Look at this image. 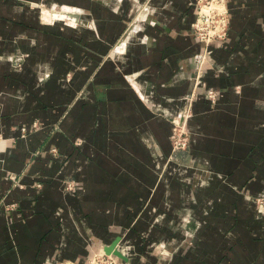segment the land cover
<instances>
[{
	"label": "crops",
	"instance_id": "0c3cea01",
	"mask_svg": "<svg viewBox=\"0 0 264 264\" xmlns=\"http://www.w3.org/2000/svg\"><path fill=\"white\" fill-rule=\"evenodd\" d=\"M141 2L0 0V264H264V0Z\"/></svg>",
	"mask_w": 264,
	"mask_h": 264
},
{
	"label": "built area",
	"instance_id": "2783aa9c",
	"mask_svg": "<svg viewBox=\"0 0 264 264\" xmlns=\"http://www.w3.org/2000/svg\"><path fill=\"white\" fill-rule=\"evenodd\" d=\"M205 1L199 0V2ZM228 26L229 16L224 0H211L198 4L197 18L193 24V29L197 39L204 43L206 47L213 42L224 40L228 34ZM206 94L211 99L216 97L214 90H207ZM186 116L183 113L182 116H176L173 120L174 130L171 135V141L176 150L186 148L189 142L188 132L183 125ZM23 131L27 132L28 129L23 128ZM258 201L264 204V195L259 197ZM85 264H122V259L105 250H94L89 253ZM158 264L164 263L160 261Z\"/></svg>",
	"mask_w": 264,
	"mask_h": 264
},
{
	"label": "rangeland",
	"instance_id": "374dc122",
	"mask_svg": "<svg viewBox=\"0 0 264 264\" xmlns=\"http://www.w3.org/2000/svg\"><path fill=\"white\" fill-rule=\"evenodd\" d=\"M133 2H134V4L135 5H137L136 7V11H135V13H134V15H133V18H132V23H137V22H139V20L141 19L140 18V8L139 7H141V0H132ZM207 1H211V0H206L205 2H199V0H197V6H198V4H202V3H206ZM224 2H225V0H224ZM62 6L60 5V7H59V9L61 8ZM45 14V12H44V10L41 12V10H40V12H39V15H40V17L42 16V15H44ZM228 28H229V26H228ZM194 34H195V32H194ZM196 35V34H195ZM187 202H185L184 203V207L185 208H189V204H186ZM261 204V203H260ZM262 205H264V204H262ZM165 258H168V256H166V255H162V258L160 259V261L161 262H163L164 264H168V262H166L165 261ZM159 261V262H160Z\"/></svg>",
	"mask_w": 264,
	"mask_h": 264
},
{
	"label": "water",
	"instance_id": "95a60500",
	"mask_svg": "<svg viewBox=\"0 0 264 264\" xmlns=\"http://www.w3.org/2000/svg\"><path fill=\"white\" fill-rule=\"evenodd\" d=\"M107 252H109V253H113V254L117 255L118 257H120L121 259L126 260V257L124 256V254L120 251V249L115 248V246H111V247L107 250Z\"/></svg>",
	"mask_w": 264,
	"mask_h": 264
},
{
	"label": "bare ground",
	"instance_id": "6f19581e",
	"mask_svg": "<svg viewBox=\"0 0 264 264\" xmlns=\"http://www.w3.org/2000/svg\"><path fill=\"white\" fill-rule=\"evenodd\" d=\"M70 10V9H69ZM72 11V10H71ZM68 15H69V13H68ZM72 15V14H71ZM75 15V14H74ZM76 16V15H75ZM78 16V15H77ZM79 18V17H78Z\"/></svg>",
	"mask_w": 264,
	"mask_h": 264
}]
</instances>
